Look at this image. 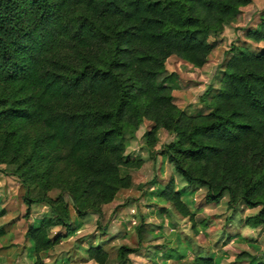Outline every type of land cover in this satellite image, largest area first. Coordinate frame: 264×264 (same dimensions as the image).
<instances>
[{"label":"trees","instance_id":"1","mask_svg":"<svg viewBox=\"0 0 264 264\" xmlns=\"http://www.w3.org/2000/svg\"><path fill=\"white\" fill-rule=\"evenodd\" d=\"M252 3L0 0V165L26 187L27 216L34 204L50 208L27 233L34 264H46L44 254L61 244L53 230H71V210L101 218L134 187L124 170L145 163L127 156L125 137L147 121L153 160L166 157L189 185L206 189L209 204L228 196L231 209H258L247 225L264 226V18L226 54L207 112L190 115L175 104L179 76L166 67L177 57L204 68L215 41ZM164 131L173 139L156 151ZM160 197L195 223L174 180ZM137 232L142 240L143 227ZM132 253L123 247L119 258L126 263ZM87 256L110 260L102 246ZM192 264L218 262L198 256Z\"/></svg>","mask_w":264,"mask_h":264},{"label":"rangeland","instance_id":"2","mask_svg":"<svg viewBox=\"0 0 264 264\" xmlns=\"http://www.w3.org/2000/svg\"><path fill=\"white\" fill-rule=\"evenodd\" d=\"M264 17V0H253L240 18L226 27L215 41L209 62L196 68L177 57L167 62V70L179 76L180 89L174 93L175 104L190 115L207 112V103L220 88L226 54L234 45L246 41L248 30H255ZM152 122H145L136 136L125 137L127 156L143 160L140 170H124L133 178L134 187L122 191L117 200L103 208L100 218L88 213L84 218L72 212L71 230L57 228L52 237L64 236L60 245L44 254L46 264H97L87 250L102 246L110 254L108 264H192L198 257H215L218 264H251L254 258L264 262V226L252 228L249 218L258 213L246 206L229 207V197L209 204L207 191L189 185L164 156L153 160L147 147ZM164 131L156 151L171 142ZM174 180L176 190L194 214L195 223L182 217L172 204L161 197V190ZM53 198L59 191L50 194ZM27 189L7 165H0V264H34L33 245L27 240L30 227L40 226L50 208L34 204L27 216ZM67 201H69L67 199ZM143 227L140 239L137 228ZM199 234V235H198ZM133 251L124 263L120 249ZM241 256V258H239Z\"/></svg>","mask_w":264,"mask_h":264},{"label":"crops","instance_id":"3","mask_svg":"<svg viewBox=\"0 0 264 264\" xmlns=\"http://www.w3.org/2000/svg\"><path fill=\"white\" fill-rule=\"evenodd\" d=\"M245 9V8H244ZM264 18V17H263ZM258 27V26H257ZM108 206V205H107ZM106 207V206H105Z\"/></svg>","mask_w":264,"mask_h":264}]
</instances>
